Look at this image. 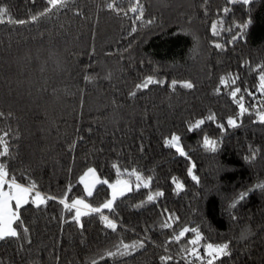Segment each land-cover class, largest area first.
<instances>
[{"label": "trees", "instance_id": "obj_1", "mask_svg": "<svg viewBox=\"0 0 264 264\" xmlns=\"http://www.w3.org/2000/svg\"><path fill=\"white\" fill-rule=\"evenodd\" d=\"M135 2L116 0L117 14L106 7L113 0H68L20 25L14 21H29L47 0H0L8 9L0 23V134L9 132L10 149L0 162L9 178L26 187L35 182L33 193L57 198L22 205L23 224L13 225L18 236L0 240V264H163L166 255L174 257L168 264H186L194 258L181 249L192 248L193 228L202 237L201 255L207 243H229L231 255L222 264H264V190L255 187L264 182L257 68L264 65V0H139L143 19L134 21L137 13L128 9ZM213 23L219 35L212 34ZM149 75L164 83L137 90ZM185 81L193 87H182ZM236 87L241 92L234 101ZM240 96L248 109L242 115ZM229 117L235 127L227 125ZM198 119L205 123L189 132ZM173 133L184 156L164 145ZM205 136L217 142L216 151L204 147ZM114 164L124 173L120 179L134 183L125 173L133 169L151 177L149 188L133 187L114 211L103 210L116 231L99 213L81 216L77 225L74 210L59 199L83 198L99 207L109 199L108 186L96 185L88 197L79 178L93 167L113 183ZM155 192L163 195L145 202ZM165 223L172 226L161 227ZM185 227V237L170 242ZM121 241L145 246L108 256Z\"/></svg>", "mask_w": 264, "mask_h": 264}, {"label": "snow or ice", "instance_id": "obj_2", "mask_svg": "<svg viewBox=\"0 0 264 264\" xmlns=\"http://www.w3.org/2000/svg\"><path fill=\"white\" fill-rule=\"evenodd\" d=\"M231 2H236V0H231ZM240 2L244 5L249 4V0H240ZM68 0H47V7L44 9V11L37 13L36 15H32L30 17L29 21L25 20H15L14 22L16 24H25L26 22H34L38 20L40 17L48 15L55 9L64 8L67 6ZM106 7L109 10H112L114 12H117V14H120V9L117 8L116 0H113V3L106 4ZM129 12L137 13L134 17L135 20H142L143 19V7L139 3V0H136L135 3H132L128 9ZM225 12L228 11L227 8L224 9ZM8 13V9L4 6H0V23H4V16ZM127 15V12L124 13ZM8 22H13L11 18ZM148 23H151L149 21ZM248 27V24L242 25V30L246 29ZM217 24L213 23L211 25L212 34L214 36L219 35L217 32ZM133 31H135V28H133ZM236 37L233 36V40H235ZM215 48L219 49L222 48V45L219 43H216ZM258 70H260V75L258 76L259 81V91L264 94V65L257 66ZM93 79L90 76H85L86 81H90ZM238 79V78H237ZM164 82L161 80L155 79L152 75H149L145 77V79L141 82L135 85V88L137 90L141 89H147L149 85L153 84H163ZM233 84L236 83L235 80L232 81ZM220 84H225V77L220 78ZM177 85V81L173 80L171 83V87L175 88ZM182 87L191 89L193 87V84L191 82H183ZM247 91V89H245ZM217 92H219V89H217ZM241 92V89L239 87H236L234 90L230 92V96L235 101L237 98L238 93ZM249 95H252L251 92L248 93ZM130 96H135L136 92H130ZM248 109L244 105V98L243 96H240L239 99V114H244ZM0 117H3V113H0ZM208 120H215L214 115H210L207 117ZM258 119L261 123H264V111H261L258 113ZM205 123L204 119H198L194 123L189 124L188 131L192 132L195 129H199L201 125ZM227 125L235 127L236 122L235 119L232 117H229L227 120ZM218 127L223 128V125H218ZM9 136V132H3L0 134V157H4L9 155L10 149H9V142L7 137ZM180 137L173 133L171 135V138H165L164 139V145L166 147L174 148L177 153H179L181 156L185 155V152L180 146ZM203 145L207 150L210 151H216L217 142L215 140L209 139L207 136L203 139ZM113 168L116 169V175L117 179L115 182L110 183L107 179H100L99 176H97L96 169L93 167H88L87 170L84 172L82 176L79 178V183L84 186V191L88 197H91L93 195L92 189L95 188L98 184H105L108 186V188L111 190L110 198L107 199L103 204H101L99 207H93L89 203L85 202V199L83 198H77L72 199L71 203H69L66 199L60 198L59 203L63 205V208L68 211L74 210V221L77 225H80V218L84 215H89L92 213H99L100 219L102 222H104L105 227L112 229L113 231H116L117 229V223L113 220H110L107 216L103 215V210L108 209L109 211H114V204L115 202L121 198L126 196L127 193H130L133 191V186L130 180H124L120 179V176L124 173H121L120 169L117 167V165H113ZM125 173L129 177H135V188L139 190L141 186L145 189L149 188V185L151 183V177H148L147 180L136 170L133 169L131 172H127L125 170ZM188 175L192 177L193 180H196L197 177L192 174V168L190 167L188 169ZM173 183L176 186V189L179 190L183 187L182 184H180L178 181L173 178ZM255 187L260 188L264 190V182L257 184ZM7 188V190H5ZM71 186H69V189ZM36 189L35 182H32L29 186H24L21 183L17 182V179L13 176L12 178H9V171L6 169V166L3 162H0V240H4L9 237H17L18 232L15 227H13L14 224H23V221L21 220V217L19 215V211L22 207V205H26L29 202L39 207L42 204H45L47 200L57 199L56 197L43 196L39 191H35V195L31 198L30 196ZM251 191V190H249ZM248 192H241L236 199L233 200L231 204H229V208L233 209L236 208L237 204L244 200L248 196ZM162 192H155V193H149L146 197L145 202H152L157 197L162 196ZM14 202V207H13ZM141 207L143 204L140 205ZM233 219H236V217H233ZM172 225L169 223L162 224L161 227L163 228H169ZM24 231L27 232L28 229L25 227ZM190 231L189 228L185 227L183 228L178 234H174L172 237H170V242L179 243L183 237H185V234ZM193 233H195V238L188 241L189 244L192 245V248H182L181 251H186L190 256L194 258V261H199V264H217V261H221L222 264V258L229 257L231 255L230 246L229 243H222V244H216L213 245L212 243H207L203 246L204 248V255H201L200 252L197 250V246L200 244V241L202 240V237L199 233V231L195 228L191 229ZM145 242L144 241H137L133 244H126L121 241L120 245L117 246L116 252H108V256H124V255H130L132 251L144 248ZM167 251V248L165 249ZM174 257L171 255L161 256L160 260L163 262V264H168L169 261L173 260ZM194 261H186V264H194ZM93 264H96L95 261H93Z\"/></svg>", "mask_w": 264, "mask_h": 264}, {"label": "rangeland", "instance_id": "obj_3", "mask_svg": "<svg viewBox=\"0 0 264 264\" xmlns=\"http://www.w3.org/2000/svg\"><path fill=\"white\" fill-rule=\"evenodd\" d=\"M83 174H84V173H83ZM83 174H82V175H83ZM82 175H81V176H82ZM122 179H123V178H122ZM134 179H135V177H134ZM124 180H130V181H131V179H129V178H128V179H124ZM145 180H147V178H145ZM131 183H132V181H131ZM135 183H136V182L132 183V186H133L134 188H135ZM82 187L84 188L83 185H82ZM93 189H94V188H93ZM93 189H92V191H93ZM6 190H7V188H6ZM109 191H110V192H109V198H110L111 190L109 189ZM33 196H34V195H31V196H30V200H31V198H32ZM13 205H14V202H13ZM13 207H14V206H13Z\"/></svg>", "mask_w": 264, "mask_h": 264}, {"label": "crops", "instance_id": "obj_4", "mask_svg": "<svg viewBox=\"0 0 264 264\" xmlns=\"http://www.w3.org/2000/svg\"><path fill=\"white\" fill-rule=\"evenodd\" d=\"M5 190H6V188H5ZM31 195H35V193H32ZM14 206V205H13Z\"/></svg>", "mask_w": 264, "mask_h": 264}]
</instances>
